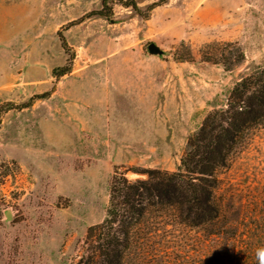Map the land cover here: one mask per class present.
<instances>
[{
    "label": "rangeland",
    "instance_id": "1",
    "mask_svg": "<svg viewBox=\"0 0 264 264\" xmlns=\"http://www.w3.org/2000/svg\"><path fill=\"white\" fill-rule=\"evenodd\" d=\"M261 68L264 0H0V264H76L115 169L177 172ZM215 177L213 221L151 210L123 264H259L264 122Z\"/></svg>",
    "mask_w": 264,
    "mask_h": 264
},
{
    "label": "trees",
    "instance_id": "2",
    "mask_svg": "<svg viewBox=\"0 0 264 264\" xmlns=\"http://www.w3.org/2000/svg\"><path fill=\"white\" fill-rule=\"evenodd\" d=\"M99 15L106 16L103 12ZM241 59L238 55L237 62ZM63 70L57 77L63 76ZM264 122V68L235 85L226 109L206 116L199 130L186 143L177 172L145 170V180L130 181L116 168L109 183V204L102 223L88 228L86 255L76 264H123L131 245V233L151 212L175 207L185 223L213 221L212 202L216 171L226 166L229 154L245 133Z\"/></svg>",
    "mask_w": 264,
    "mask_h": 264
},
{
    "label": "clouds",
    "instance_id": "3",
    "mask_svg": "<svg viewBox=\"0 0 264 264\" xmlns=\"http://www.w3.org/2000/svg\"><path fill=\"white\" fill-rule=\"evenodd\" d=\"M256 257L259 260V264H264V247H260L256 250Z\"/></svg>",
    "mask_w": 264,
    "mask_h": 264
},
{
    "label": "water",
    "instance_id": "4",
    "mask_svg": "<svg viewBox=\"0 0 264 264\" xmlns=\"http://www.w3.org/2000/svg\"><path fill=\"white\" fill-rule=\"evenodd\" d=\"M148 51L151 54H155V53H160L159 49L154 45V44H150L148 47Z\"/></svg>",
    "mask_w": 264,
    "mask_h": 264
}]
</instances>
